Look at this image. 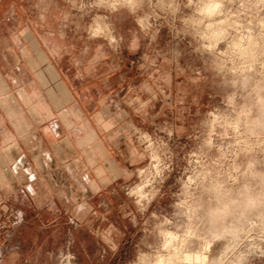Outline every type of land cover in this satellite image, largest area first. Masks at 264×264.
<instances>
[{"label":"clouds","instance_id":"clouds-1","mask_svg":"<svg viewBox=\"0 0 264 264\" xmlns=\"http://www.w3.org/2000/svg\"><path fill=\"white\" fill-rule=\"evenodd\" d=\"M25 181L100 261L116 214L124 264H264V0H0V204Z\"/></svg>","mask_w":264,"mask_h":264},{"label":"crops","instance_id":"crops-1","mask_svg":"<svg viewBox=\"0 0 264 264\" xmlns=\"http://www.w3.org/2000/svg\"><path fill=\"white\" fill-rule=\"evenodd\" d=\"M44 147H47V142L41 144V148ZM31 161L32 157L28 156L25 167H29ZM55 175L59 178L58 173ZM27 185L28 182L25 181L19 195L14 200L0 204V220L3 212L9 213V220L0 239V256L4 258L3 264H32L27 260V256L34 253L36 248H43L47 251L59 245L65 228L73 231L76 240L79 237H92L86 229L80 228V225L71 219L60 200H53L43 193L34 199ZM92 203L100 205L101 197H95ZM109 219L116 222L124 232L127 225L129 228L132 227L127 221L121 222L116 214ZM96 244H99V241H96ZM15 246H20L21 250L25 251V256L20 262L8 254L9 249Z\"/></svg>","mask_w":264,"mask_h":264},{"label":"rangeland","instance_id":"rangeland-1","mask_svg":"<svg viewBox=\"0 0 264 264\" xmlns=\"http://www.w3.org/2000/svg\"><path fill=\"white\" fill-rule=\"evenodd\" d=\"M127 70L130 76H134L130 66ZM5 216L9 217V213L3 212L0 222L5 220ZM128 226L129 225H127V229L125 231V243H121V253L115 259L109 256L105 261H100L99 257L97 256V252L99 250L97 246L98 244H96L97 240H95L93 237H79L76 240V238L73 236V231L69 228H65L63 231L60 244L48 250H54L59 247H70L72 252L77 257L75 264H124V260L130 251L131 238L133 237L135 231L132 227L129 228Z\"/></svg>","mask_w":264,"mask_h":264},{"label":"built area","instance_id":"built-area-1","mask_svg":"<svg viewBox=\"0 0 264 264\" xmlns=\"http://www.w3.org/2000/svg\"><path fill=\"white\" fill-rule=\"evenodd\" d=\"M4 218H5V220H3V221L0 222V238H1L2 231L6 227V222L9 220V217L8 216H5Z\"/></svg>","mask_w":264,"mask_h":264}]
</instances>
